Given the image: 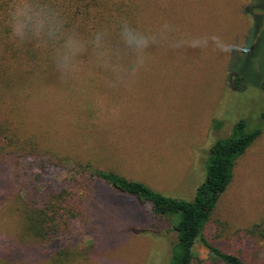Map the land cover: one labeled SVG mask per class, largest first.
<instances>
[{"label": "rangeland", "instance_id": "rangeland-1", "mask_svg": "<svg viewBox=\"0 0 264 264\" xmlns=\"http://www.w3.org/2000/svg\"><path fill=\"white\" fill-rule=\"evenodd\" d=\"M107 1L114 18L99 33L90 17L49 58L8 68L11 83L0 97L5 264H168L175 233L150 206L72 174L73 166L90 164L190 201L217 141L240 119L261 122L264 25L249 46L254 18L243 8L264 0ZM117 20L130 26L129 36L116 37ZM230 74L241 76L238 90ZM62 190L76 217L60 225L68 246L49 258L22 235L18 201ZM256 223H264V130L237 161L203 235L264 264V244L246 232ZM193 252L191 264H213L200 244Z\"/></svg>", "mask_w": 264, "mask_h": 264}, {"label": "trees", "instance_id": "trees-1", "mask_svg": "<svg viewBox=\"0 0 264 264\" xmlns=\"http://www.w3.org/2000/svg\"><path fill=\"white\" fill-rule=\"evenodd\" d=\"M108 2L0 0V97L1 91L11 83L8 73L10 66H21L22 63L33 62L42 56L49 58L54 51L62 49L69 37L81 34L82 30L89 26L90 17L95 23L92 31L99 33V28L114 18L108 15ZM116 12L119 10L116 9ZM243 12L254 18L249 46H257L264 25V6L251 3L243 8ZM121 18L123 19L122 16ZM18 21L25 26L23 38L14 32V23ZM116 23L118 25L112 28L116 37L120 31L123 35H130V26L126 25L125 29L128 31L125 32L121 20H117ZM232 77L233 74H230L228 82L231 88L238 90L242 78L239 75ZM259 88L264 92V78ZM260 120V124L254 125L245 119L238 120L233 125L230 135L219 139L210 149L204 162L203 179L190 201L163 195L142 182L131 180L113 171L94 168L90 164L76 163L73 169L71 168L72 174L98 179L115 192L134 198L138 204L149 205L152 213L166 223L169 231L175 233L176 240L171 248L168 264H191L196 244H200L206 250L207 258L213 264H249L240 256L224 252L210 243L203 232L209 223L213 206L233 176L237 161L262 135L264 113L260 115ZM214 125L220 127L222 124L215 122ZM7 154L20 157L17 151H6ZM68 193L69 191L62 190L44 195L42 198L38 197L37 200L20 197L18 201L22 235L28 237L32 244L40 246L49 258H53L57 251L68 246L65 234L60 228L61 223L66 225L68 220L76 217V213L67 208L70 199ZM246 232L264 244V223H256ZM0 264L5 263L0 261Z\"/></svg>", "mask_w": 264, "mask_h": 264}, {"label": "clouds", "instance_id": "clouds-1", "mask_svg": "<svg viewBox=\"0 0 264 264\" xmlns=\"http://www.w3.org/2000/svg\"><path fill=\"white\" fill-rule=\"evenodd\" d=\"M128 31V29H125V32H127ZM14 32H15V35H17L18 37H20V38H23L24 37V34H25V26L22 24V22H16V23H14ZM63 59L64 58H62V60L60 61V62H58V67H64V64H63Z\"/></svg>", "mask_w": 264, "mask_h": 264}]
</instances>
